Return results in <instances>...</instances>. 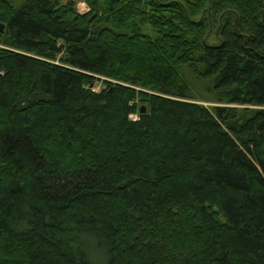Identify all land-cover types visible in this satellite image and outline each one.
I'll list each match as a JSON object with an SVG mask.
<instances>
[{
	"label": "trees",
	"instance_id": "16d2710c",
	"mask_svg": "<svg viewBox=\"0 0 264 264\" xmlns=\"http://www.w3.org/2000/svg\"><path fill=\"white\" fill-rule=\"evenodd\" d=\"M0 22V264H264V0Z\"/></svg>",
	"mask_w": 264,
	"mask_h": 264
},
{
	"label": "rangeland",
	"instance_id": "374dc122",
	"mask_svg": "<svg viewBox=\"0 0 264 264\" xmlns=\"http://www.w3.org/2000/svg\"><path fill=\"white\" fill-rule=\"evenodd\" d=\"M78 8L81 12H85L89 10V6L87 5L86 2L84 1H80L78 3ZM219 43V39L216 36H210L208 39V44L210 45H216ZM96 88L98 89L99 86H96ZM133 118H137V115H132Z\"/></svg>",
	"mask_w": 264,
	"mask_h": 264
},
{
	"label": "water",
	"instance_id": "95a60500",
	"mask_svg": "<svg viewBox=\"0 0 264 264\" xmlns=\"http://www.w3.org/2000/svg\"><path fill=\"white\" fill-rule=\"evenodd\" d=\"M5 29V24L0 22V30ZM147 111V107L145 105H142L140 107V112L145 113Z\"/></svg>",
	"mask_w": 264,
	"mask_h": 264
}]
</instances>
